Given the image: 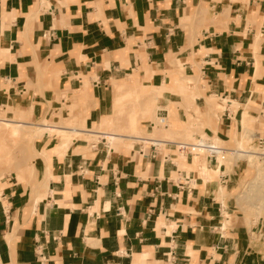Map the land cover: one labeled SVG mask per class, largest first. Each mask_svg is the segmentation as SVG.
Wrapping results in <instances>:
<instances>
[{"label": "crops", "instance_id": "1", "mask_svg": "<svg viewBox=\"0 0 264 264\" xmlns=\"http://www.w3.org/2000/svg\"><path fill=\"white\" fill-rule=\"evenodd\" d=\"M160 85L172 142H126L152 126L134 91ZM8 107L119 140H34L32 178L0 177V264H264L263 231L228 196L238 166L204 172L184 151L195 126L238 141L264 117V0H0Z\"/></svg>", "mask_w": 264, "mask_h": 264}, {"label": "rangeland", "instance_id": "2", "mask_svg": "<svg viewBox=\"0 0 264 264\" xmlns=\"http://www.w3.org/2000/svg\"><path fill=\"white\" fill-rule=\"evenodd\" d=\"M159 89H146L145 91H147L148 93H145L143 95H139L137 94L136 90L133 93V99L135 102V104H137V106H140V104L143 103L144 107L146 106L147 109H145V114L148 115L140 120H149L152 121V128L156 129L157 131H160V135L158 136H153V138H157V139H162V140H170L172 141V129L170 127V121H169V115H167L165 117V123L168 120V126L165 128L164 126H160L156 124V114L155 111L157 109V104L155 103L157 96L155 94H152V92H156L157 94H159L163 89H165L164 86L160 85L158 87ZM177 91L180 94H185L186 92V85L184 84H178L177 85ZM187 95H190L191 98H193V94L189 93ZM152 106V107H151ZM150 107V108H149ZM262 109V107H261ZM259 109V110H261ZM5 111L7 110L6 108L4 109ZM168 110V107H167ZM257 110V115L255 120L250 124V121H246L244 122L243 127H241L243 129L242 135H241V140L238 141H229V142H224L223 140H220L217 136H213L212 138H216L219 145L222 148L225 149H231L233 151L237 150H243V147L240 146H246L249 148H252L251 151H254L253 148H261L264 147V117L261 116L260 113H258ZM3 111V110H0ZM4 111V112H5ZM58 111V110H57ZM193 111L195 114H197V109L194 106L193 107ZM5 114L12 115L10 112H5ZM24 114V115H23ZM23 116L25 118H23L24 121L26 122H30V125H26V127H30L32 131L36 132L38 130L39 127H41L42 124H44L45 122H49L47 120H50L53 122L52 118H54L55 116L59 117V120L54 121V122H59L62 123L63 126L68 127V123L63 120L62 116L60 115V112L56 111H51L50 113V119H46L44 117L40 118V119H34L29 117V113L25 111H23ZM27 114V115H26ZM3 115V114H2ZM132 117H138V114H134L132 115ZM0 118L2 119H6L7 117H5L3 115V117ZM195 119H193V117H189L188 118V123L189 125H192L191 123L194 121ZM195 126V125H194ZM152 128H150V125H148V132L144 131L146 133H153L152 132ZM72 129V128H71ZM136 129V127L130 126L128 131L134 130ZM73 130H66V134L67 136H72L73 138H76L79 135L73 134ZM191 132H192V136H189V139L187 140H195V139H199V137L202 134L205 133H201L202 131L198 128V127H193L191 128ZM2 129L0 130V135L2 134ZM100 131V130H99ZM127 131V130H126ZM122 134L125 135H130L131 133H126L125 131H121ZM143 132V133H144ZM247 132V134H246ZM54 135V134H53ZM162 135V136H161ZM90 137V138H89ZM88 140L89 143L90 141L92 143H96L98 141H100L101 137H95V136H89ZM175 140H186V139H175ZM203 141V143L206 141L205 139H199L198 142ZM126 142H130L126 140ZM134 142V141H131ZM193 143V141H190V143ZM109 144V143H107ZM133 145V143H131V146ZM146 145V144H145ZM167 146V145H166ZM164 145H161L160 147H166ZM67 146L60 144L58 142V148L59 150H64ZM6 148V149H5ZM245 150V149H244ZM6 152V153H5ZM9 152V153H7ZM255 152H259V151H255ZM0 153L2 155H0V177H9V176H14L16 177V179L18 181H23V180H27V179H31L33 176V167H32V159L34 157L35 153V149L33 147V145H28L26 143L22 144L20 142H18L17 144H13L11 143L8 139H4L1 140L0 138ZM7 155H9V157H6ZM5 156V158H4ZM14 156V157H12ZM200 160V165L202 167H204V172H206V165H202L201 163L204 162L203 155L199 156ZM227 158L223 159V164H225L226 169L229 171L233 170V166H238V180L237 183L235 185V187L231 190L230 194L228 196H230L232 198V203H233V207L236 210V213H239L242 218L245 219L246 224L250 226H258L259 228H261V230L264 233V155H254V154H244L239 156V154H233V155H226ZM239 157L244 160V161H240L239 163H237ZM7 158V159H6ZM11 159L9 161V159ZM2 159V160H1ZM6 159V160H5ZM9 162H8V161ZM195 160V159H193ZM217 162V161H216ZM211 167H216L217 165L215 163L210 165ZM20 174V175H17ZM255 179H257L255 181ZM255 183H258L261 188L260 190H258L255 194L253 193V189L251 188ZM222 192V187H220V193ZM252 193V194H251ZM259 193H261L260 196ZM255 198H253V196ZM263 195V196H262ZM250 199H249V197ZM252 196V197H251ZM258 197V198H257ZM252 198V199H251Z\"/></svg>", "mask_w": 264, "mask_h": 264}, {"label": "bare ground", "instance_id": "3", "mask_svg": "<svg viewBox=\"0 0 264 264\" xmlns=\"http://www.w3.org/2000/svg\"><path fill=\"white\" fill-rule=\"evenodd\" d=\"M179 80H181L179 78ZM7 96V95H6ZM155 100V99H154ZM58 102V101H57ZM3 107V106H2ZM152 107V106H151ZM150 108V107H149ZM7 110H3V111H0V115L1 117H3V115L5 117H7L6 119H2L0 118V130L2 129V134L0 135V138L1 140H6L8 139L11 143L13 144H17L18 142L24 144H28V145H33L34 143V140L36 138H39L42 134H48V135H56L59 139V145L62 144V145H65L67 146L69 143H71L70 141L71 140H74L75 138H73L72 136H67L66 134V130H72L71 128H68V127H65L63 126L62 123H59V122H52L50 120H47L49 122H45L44 124L41 125V127L38 128V130L36 132L32 131L31 128L28 126L26 127V125H30L31 123L30 122H26L23 120V118H25L23 115V110H19V111H15V110H12L11 108H6ZM24 109V108H23ZM10 112L12 115H7L5 114V112ZM25 113V111H24ZM3 114V115H2ZM23 114V115H22ZM27 115V114H26ZM148 116V115H147ZM127 122V121H126ZM128 123V122H127ZM166 125V123H165ZM164 125V126H165ZM125 128V127H124ZM152 128V126H151ZM97 130H100L99 128ZM110 130V129H108ZM73 134L76 135H79V134H83V133H87L89 136H92L93 135L95 137H101V138H104L106 139L107 143L111 144L113 141L115 140H119L118 137H114L116 136L115 134H113V130L111 131H108L107 133H98L97 132H92V131H87V132H82V131H77V130H73ZM126 133H131L129 136H125L126 138H128L129 140L131 141H144V142H148V143H152L154 144L155 146L156 145H165L169 142H172L170 140H162V139H155L153 138V136H159L161 133L160 131H157L156 129L152 128V132L153 133H146L143 131H139V130H131V131H126ZM1 133V132H0ZM247 134V132H246ZM123 136V135H122ZM162 136V135H161ZM90 138V137H89ZM199 139H205L206 141L203 143V141L201 142H198ZM199 139H195V140H191L193 141V143L189 142L188 144L192 146V150L193 152H195L197 155L198 154H201L203 155L204 157L203 160L204 162H202L201 164L202 165H206V161H209L210 160V154L206 151V148H205V145H207V143L214 147V148H217V152L215 153V157H216V165L217 167L223 163V159L224 158H227L226 155L230 154V155H233V154H239V156L241 155H246V154H254V155H264V147H261V148H253L254 151H251L252 148H249V147H244V146H240V147H243L244 149L243 150H237L236 151H233L231 149H225V148H222L217 139L216 138H209L207 137L206 134H202ZM45 142V141H44ZM91 142V141H90ZM157 147V146H156ZM6 149V148H5ZM191 150V151H192ZM255 151H259V152H255ZM6 153V152H5ZM9 153V152H7ZM191 154V153H190ZM0 155H2L0 153ZM6 157H9V155H7ZM14 157V156H12ZM5 158V156H4ZM11 158V157H9ZM8 158V159H9ZM196 157H194L193 159H195ZM200 158V157H199ZM7 159V158H6ZM5 159V160H6ZM2 160V159H1ZM11 159H9L10 161ZM199 160V159H198ZM8 161V160H7ZM8 161V162H9ZM12 161V160H11ZM240 161H244L242 160L240 157L237 161V163H239ZM199 162V161H198ZM245 162V161H244ZM213 164V163H212ZM208 165V163H207ZM211 165V164H210ZM202 167V166H201ZM203 171H204V167H202ZM203 174V173H202ZM17 175H20V174H17ZM257 179H255L256 181ZM264 185V184H263ZM253 190V193L255 194L258 190H260L261 186L258 184V183H255L252 187H251ZM252 194V193H251ZM264 194V193H263ZM261 193H259L258 196H260ZM253 196V195H252ZM251 196V197H252ZM263 196V195H262ZM249 197V196H248ZM253 198H255L253 196ZM258 198V197H257ZM250 199V197H249ZM252 199V198H251ZM225 226V225H224Z\"/></svg>", "mask_w": 264, "mask_h": 264}, {"label": "built area", "instance_id": "4", "mask_svg": "<svg viewBox=\"0 0 264 264\" xmlns=\"http://www.w3.org/2000/svg\"><path fill=\"white\" fill-rule=\"evenodd\" d=\"M165 114H157L156 115V124L157 125H165ZM153 145V144H151ZM206 151L210 154V158H214L215 157V153L218 151L217 148H214L212 146H210L208 143L207 145H205ZM192 150V146L189 144H186V146L184 147V151H190ZM141 153V152H140Z\"/></svg>", "mask_w": 264, "mask_h": 264}]
</instances>
